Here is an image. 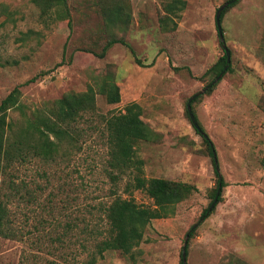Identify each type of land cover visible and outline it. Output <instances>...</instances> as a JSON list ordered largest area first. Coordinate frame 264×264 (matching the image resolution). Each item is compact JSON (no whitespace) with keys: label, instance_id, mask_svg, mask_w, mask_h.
<instances>
[{"label":"rangeland","instance_id":"374dc122","mask_svg":"<svg viewBox=\"0 0 264 264\" xmlns=\"http://www.w3.org/2000/svg\"><path fill=\"white\" fill-rule=\"evenodd\" d=\"M170 1L129 0L128 30L110 33L97 0H67L70 16L64 19L42 18L33 0H0V104L20 89V105L8 115L14 129L65 94L86 91L105 73H113L121 93L118 104L98 93L97 115L80 120L78 142L65 145L56 161L30 156L0 173V201L14 231L13 238L0 235V264L90 263L107 230L103 206L114 190L127 198L131 178L123 176L116 187L110 179L100 116L133 102L158 134L137 145L144 176L198 190L174 215L152 220L132 254L108 251L96 264H180L194 225L187 264H227L232 256L264 264V0H238L226 12L222 27L232 70L192 105L215 145L226 185L204 219L218 176L187 102L214 80L207 72L225 54L216 15L229 0H184L179 18L166 15L163 5ZM116 34L130 47L118 43L99 57ZM132 194L152 206L146 193Z\"/></svg>","mask_w":264,"mask_h":264},{"label":"trees","instance_id":"16d2710c","mask_svg":"<svg viewBox=\"0 0 264 264\" xmlns=\"http://www.w3.org/2000/svg\"><path fill=\"white\" fill-rule=\"evenodd\" d=\"M237 1L229 0L227 2L230 4L223 11L222 19L226 12L236 5ZM33 2L40 8L42 18L64 19L66 13L68 18L70 16L67 0H33ZM97 3L101 6L104 24L108 32L124 33L128 30L132 22L129 0H97ZM163 6L167 16L179 18L181 12L186 8V2L172 0ZM168 19L164 20L163 24H167ZM118 43L130 47L123 37L118 38L117 34L110 35L103 51L97 53L98 56L105 57L107 51ZM131 52L134 54L133 50ZM226 65L227 56L225 53L207 73H214L215 80ZM230 70H232L231 65L228 68V71ZM213 81L209 85H212ZM215 86L216 84L212 85L208 92H212ZM98 93L103 94L109 104H118L121 101L120 88L113 73L100 75L95 85H90L84 92L65 94L47 108L48 112L34 113L28 119L27 126L18 130L8 123L9 112L20 105L21 91L18 87L15 88L0 104V173L16 161H26L30 156L47 162L56 161L60 150L65 145L68 144L71 147L76 145L80 136L78 130L80 120L85 115H97ZM199 97L191 103V106L199 100ZM100 117V122L106 133L107 170L112 183L116 187L123 176L129 175L131 178L125 189L128 197L125 198L114 190L111 193L112 201L103 206L107 230L105 236L95 243L89 264H96L98 257L103 258L108 251H120L125 255L132 254L134 249L143 242L146 230L152 220L174 215L177 205L188 200L198 190L196 186L187 182L165 178L149 179L144 176V161L138 155L137 145L141 141H156L158 134L142 120V107L138 103H130L124 111H111ZM196 131L203 137L207 145L218 176V186L213 193V203L219 189L221 188L222 192L226 185L224 180L219 177L213 141L210 137L199 133L197 129ZM262 162L264 166V157ZM134 190L146 193L153 201L152 206L137 203L132 197ZM221 200L220 193L218 203ZM212 203L205 209L201 219L212 214L215 207L208 213ZM191 229L188 232L190 237L196 231L193 227ZM0 235L6 238L14 236L8 207L3 201H0ZM180 264H185L183 249ZM227 264L246 263L242 259L232 256Z\"/></svg>","mask_w":264,"mask_h":264},{"label":"water","instance_id":"95a60500","mask_svg":"<svg viewBox=\"0 0 264 264\" xmlns=\"http://www.w3.org/2000/svg\"><path fill=\"white\" fill-rule=\"evenodd\" d=\"M236 1L237 0H232V2H236ZM229 4L230 3H225L223 6H221L219 8L218 12H217V15H216V25H217L218 33H219V36H220V39H221V42H222V45H223V49H224V51L226 53V56H227V65L224 68V70L220 73V75L216 78V80L212 83V85L216 84L217 82H219L222 79V77L228 71V68L231 65V61H232L231 51H230V49L228 48V46L226 44L225 35H224L223 27H222V14H223V11L226 9V7ZM212 85H209L203 91H200V92L196 93L195 95H193L188 100V103H187V110H188L190 119L192 121V124L199 131V133L205 135V137H208V135L205 134V132L203 131V129L200 127L199 123L197 122V119H196V117H195V115L193 113V110H192L191 103L196 98H198L200 95H202L203 93H205L210 87H212ZM214 157L216 158L217 170L219 172V177H220V179H222V176L220 174V169H219V164H218V160H217V153H216V151H214ZM220 193H221V188L219 189V191L217 193V196H216L214 202L212 203L211 207L209 208L208 213H210L211 210L215 207L216 203L218 202V198H219ZM195 228H196V225L193 226V229H195ZM189 238H190V234L187 233L186 238H185V241H184V246H183V258H184L185 264H187V246H188V243H189Z\"/></svg>","mask_w":264,"mask_h":264}]
</instances>
